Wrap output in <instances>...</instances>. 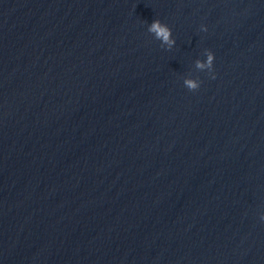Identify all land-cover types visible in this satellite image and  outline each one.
Returning <instances> with one entry per match:
<instances>
[{
	"label": "clouds",
	"instance_id": "obj_1",
	"mask_svg": "<svg viewBox=\"0 0 264 264\" xmlns=\"http://www.w3.org/2000/svg\"><path fill=\"white\" fill-rule=\"evenodd\" d=\"M201 30L207 31V28L201 26ZM148 32L153 34L154 37L161 41L163 45H167L168 49H171L175 45V40L172 37V30L168 25L162 23L159 19L153 20V22L148 26ZM214 59V53L210 50H206V60H197L195 62V67L200 70L209 69L211 73L213 71ZM212 78L214 79L215 76L213 75ZM200 83V81L191 78H186L184 80L185 87L190 91H196L200 87ZM260 218L261 220H264V215Z\"/></svg>",
	"mask_w": 264,
	"mask_h": 264
}]
</instances>
